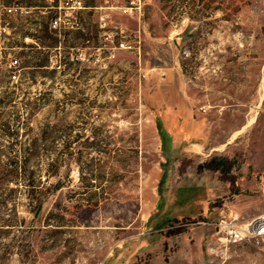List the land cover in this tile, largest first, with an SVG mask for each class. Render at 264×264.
<instances>
[{"label":"rangeland","instance_id":"rangeland-1","mask_svg":"<svg viewBox=\"0 0 264 264\" xmlns=\"http://www.w3.org/2000/svg\"><path fill=\"white\" fill-rule=\"evenodd\" d=\"M16 2L48 5L0 0V264H264V239L212 246L220 214L264 213V0L106 30L84 0L61 34Z\"/></svg>","mask_w":264,"mask_h":264},{"label":"built area","instance_id":"built-area-1","mask_svg":"<svg viewBox=\"0 0 264 264\" xmlns=\"http://www.w3.org/2000/svg\"><path fill=\"white\" fill-rule=\"evenodd\" d=\"M48 5L27 6L19 3L4 6V12L8 15H27L33 8H42L43 12H51L48 18L50 31L56 34L79 28L78 15L86 6L84 0H47ZM143 0H103V5L97 6V25L106 30L111 22L112 11L115 9L123 15L141 14ZM8 27L0 22V44L2 43ZM10 78L16 80L19 72V60L10 57L8 62ZM215 244L237 243L248 240L264 239V213L257 214L251 218L242 217L236 211L222 213L214 223ZM213 249V248H212Z\"/></svg>","mask_w":264,"mask_h":264},{"label":"trees","instance_id":"trees-1","mask_svg":"<svg viewBox=\"0 0 264 264\" xmlns=\"http://www.w3.org/2000/svg\"><path fill=\"white\" fill-rule=\"evenodd\" d=\"M52 32V31H51Z\"/></svg>","mask_w":264,"mask_h":264}]
</instances>
